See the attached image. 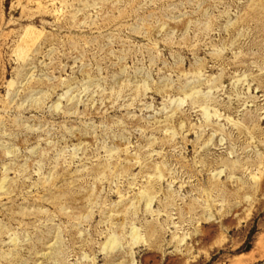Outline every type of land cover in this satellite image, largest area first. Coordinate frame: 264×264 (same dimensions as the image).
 Instances as JSON below:
<instances>
[{
	"label": "rangeland",
	"instance_id": "rangeland-1",
	"mask_svg": "<svg viewBox=\"0 0 264 264\" xmlns=\"http://www.w3.org/2000/svg\"><path fill=\"white\" fill-rule=\"evenodd\" d=\"M0 264H264V0H0Z\"/></svg>",
	"mask_w": 264,
	"mask_h": 264
}]
</instances>
